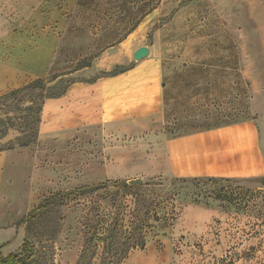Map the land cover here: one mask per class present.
<instances>
[{
  "label": "rangeland",
  "instance_id": "rangeland-1",
  "mask_svg": "<svg viewBox=\"0 0 264 264\" xmlns=\"http://www.w3.org/2000/svg\"><path fill=\"white\" fill-rule=\"evenodd\" d=\"M35 10L63 26L42 77H56L54 84L68 73L76 84L44 100L35 137L22 128L31 112L12 100L0 106V152L8 156L2 253L30 241L38 264H124L145 249H128L140 239L132 227L147 241L171 234L181 210L194 204L219 206L229 222L176 234L172 264H264V177L153 176L137 185L109 177L101 91L88 83L117 66L157 59L165 136L253 119L264 148V0H0V29ZM141 46L149 53L136 60ZM109 225L126 233L104 239Z\"/></svg>",
  "mask_w": 264,
  "mask_h": 264
},
{
  "label": "crops",
  "instance_id": "crops-1",
  "mask_svg": "<svg viewBox=\"0 0 264 264\" xmlns=\"http://www.w3.org/2000/svg\"><path fill=\"white\" fill-rule=\"evenodd\" d=\"M25 18L24 25L14 28L1 25L0 95L44 76L58 46L61 21L54 24L52 17L38 15L36 10ZM47 20L50 26L38 29V22ZM88 83L99 86L101 91L100 121L108 138L109 177L127 181L153 176L264 177V148L253 119L173 137L161 132L165 87L157 59H142L119 74ZM7 158V153L0 152V210ZM228 222L229 214L219 206L189 204L181 210L173 233L169 234L170 230L148 240L145 249L131 255L124 264H172L176 234L225 226ZM157 243L163 246L159 254L155 250Z\"/></svg>",
  "mask_w": 264,
  "mask_h": 264
},
{
  "label": "trees",
  "instance_id": "trees-1",
  "mask_svg": "<svg viewBox=\"0 0 264 264\" xmlns=\"http://www.w3.org/2000/svg\"><path fill=\"white\" fill-rule=\"evenodd\" d=\"M89 65H90V62H87L84 65H81L75 68L74 70H78L79 68L83 66H89ZM131 67L132 66L126 67V68H119L117 66L111 71H103L102 73L97 74L95 77H93L89 81L92 82L102 76H113ZM67 74L68 73L61 74L60 78L54 84H51V83L56 79V77H53L51 79L50 78L48 79L46 77H39L24 86L12 89L4 94H1L0 95V106L2 104L6 105L8 100H12L11 106L16 107L17 109L24 108L26 111L31 112L32 121H30L28 117H24L23 124L25 127H22V128L24 129V131L30 130L32 137H35L37 133V124L40 121V113L42 111L44 100L47 98H57V97L62 96L63 94L67 92L69 86L73 82H75V79H70V80L65 79V76ZM27 96L32 97L31 99L32 104L30 105H24V102ZM165 104H167L166 97H165ZM196 178L213 179V177H196ZM225 179H230V178H225ZM123 185L126 188L131 187L126 181L123 182ZM41 206L42 204L39 205L38 207H41ZM32 212L33 211H31L28 215L23 217L22 221H26L30 217V214ZM103 230L106 234L104 236V239H108V237H110L111 235H114L115 231H119L120 234L126 233L125 231H123V229H118L117 225H109L105 227ZM131 230L132 231L130 232V234L137 233L140 230L139 231L140 239L138 242H135L132 245H129L130 243L129 244L127 243L129 246L128 249L134 248L135 246H140L141 248H145L147 244V240H146L145 235L141 233L142 232L141 229L138 228L137 226H134L132 227ZM131 238L132 236L129 237V240H131ZM0 264H38L36 247L30 241H25L20 250L11 252L7 255H4L2 251L0 250Z\"/></svg>",
  "mask_w": 264,
  "mask_h": 264
},
{
  "label": "water",
  "instance_id": "water-1",
  "mask_svg": "<svg viewBox=\"0 0 264 264\" xmlns=\"http://www.w3.org/2000/svg\"><path fill=\"white\" fill-rule=\"evenodd\" d=\"M148 53H149V48L147 46H141L138 49H136V51L134 52V58L136 60H140L144 58ZM128 183L130 185H137V184H142L143 180L142 178H133V179H129Z\"/></svg>",
  "mask_w": 264,
  "mask_h": 264
}]
</instances>
